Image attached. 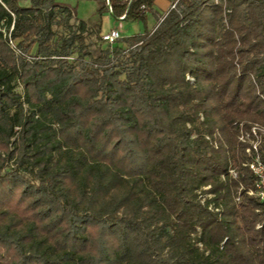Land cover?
Instances as JSON below:
<instances>
[{"label": "trees", "instance_id": "obj_1", "mask_svg": "<svg viewBox=\"0 0 264 264\" xmlns=\"http://www.w3.org/2000/svg\"><path fill=\"white\" fill-rule=\"evenodd\" d=\"M21 1L0 0V264H264V0H172L105 47Z\"/></svg>", "mask_w": 264, "mask_h": 264}, {"label": "rangeland", "instance_id": "obj_2", "mask_svg": "<svg viewBox=\"0 0 264 264\" xmlns=\"http://www.w3.org/2000/svg\"><path fill=\"white\" fill-rule=\"evenodd\" d=\"M100 1V0H99ZM171 1V0H170ZM56 2H59L61 4L68 5L70 8H72L78 18H82V16H88L86 20L89 24H93L94 22L100 23L101 27V33L105 32L106 30L110 29H117L119 31V38L132 36L135 34L142 33L146 30V28L152 26L157 19V14H154V8L153 10H147L145 13V20L144 19H123L120 17H116L113 14H111L108 9H105L102 11L101 14L98 13V7L93 9L92 2L90 0H56ZM23 5H27V0H22L20 2ZM101 3V2H100ZM91 5V6H90ZM158 11L160 12V7L158 6ZM95 19V20H94ZM97 19V20H96ZM59 32L62 34H67L68 29L64 26L59 27ZM100 34H93L90 39L92 41V46H102L105 47L106 45H111L110 43L104 42ZM120 43V42H114ZM189 78V76H188ZM192 80V79H191ZM15 90L18 92L22 91L23 85L20 81L14 82ZM248 134H244V136H240L239 139H246ZM250 143L253 142L252 140H249ZM256 143V142H255ZM233 173V172H232ZM31 176V174H30ZM238 200V197L235 198Z\"/></svg>", "mask_w": 264, "mask_h": 264}, {"label": "built area", "instance_id": "obj_3", "mask_svg": "<svg viewBox=\"0 0 264 264\" xmlns=\"http://www.w3.org/2000/svg\"><path fill=\"white\" fill-rule=\"evenodd\" d=\"M107 9L111 12L112 7L109 0H106ZM143 6V5H142ZM173 6V4H172ZM124 15H121L120 18H123ZM119 31L117 29H110L101 33V39L105 42L112 43L116 39L119 38ZM8 43L16 50L18 49L15 47L14 41L8 35ZM258 127L253 125L251 127V132L255 134V131ZM242 135V134H241ZM243 136V135H242ZM242 139V138H241ZM244 140V139H242ZM253 148L256 147L257 142H251ZM248 167L251 172L255 175V188L254 190H250V194H255L259 197L260 200L264 201V162H262L259 157L256 155L254 158L248 163Z\"/></svg>", "mask_w": 264, "mask_h": 264}, {"label": "crops", "instance_id": "obj_4", "mask_svg": "<svg viewBox=\"0 0 264 264\" xmlns=\"http://www.w3.org/2000/svg\"><path fill=\"white\" fill-rule=\"evenodd\" d=\"M172 1V0H171ZM171 1L170 0H154V2H153V5H152V7L155 9L153 12H154V14H157V19L155 20V22H154V24L152 25V26H150V27H148V28H146L147 30H151V29H153L154 27H155V25L157 24V22H158V18L160 17V16H162L164 13H165V11L169 8V5H170V3H171ZM90 2H92V6H93V9L95 8H97V7H99L100 6V1L99 0H90ZM59 3V2H58ZM91 6V5H90ZM158 6L160 7V12L158 11ZM75 13V12H74ZM75 16H76V14H75ZM77 17V16H76ZM88 18V16H82V18H80V19H82V20H84V19H87ZM95 20V19H94ZM97 20V19H96ZM86 23H88L86 20H84ZM89 24V23H88ZM97 23L96 22H94L93 24H89V25H96ZM115 29V28H114ZM107 31V30H106ZM100 32H101V29H100Z\"/></svg>", "mask_w": 264, "mask_h": 264}]
</instances>
